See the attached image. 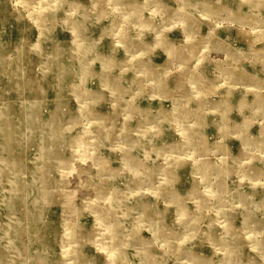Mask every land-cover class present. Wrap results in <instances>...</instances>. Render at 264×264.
<instances>
[{
    "label": "rangeland",
    "instance_id": "1",
    "mask_svg": "<svg viewBox=\"0 0 264 264\" xmlns=\"http://www.w3.org/2000/svg\"><path fill=\"white\" fill-rule=\"evenodd\" d=\"M0 264H264V0H0Z\"/></svg>",
    "mask_w": 264,
    "mask_h": 264
},
{
    "label": "bare ground",
    "instance_id": "2",
    "mask_svg": "<svg viewBox=\"0 0 264 264\" xmlns=\"http://www.w3.org/2000/svg\"><path fill=\"white\" fill-rule=\"evenodd\" d=\"M13 73V72H12ZM37 85V84H36ZM17 90H19V89H17ZM41 90V89H40ZM9 123V122H8ZM7 133V132H6ZM26 165V164H25ZM26 172V171H25ZM24 177H25V175H24ZM35 177V176H34ZM25 180V179H24ZM168 187V186H167ZM33 190V189H32ZM27 199V198H26ZM25 203H26V200H25ZM26 215V214H25Z\"/></svg>",
    "mask_w": 264,
    "mask_h": 264
}]
</instances>
